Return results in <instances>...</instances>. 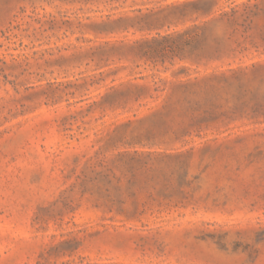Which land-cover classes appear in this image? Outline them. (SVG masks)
Segmentation results:
<instances>
[{
    "label": "rangeland",
    "instance_id": "rangeland-1",
    "mask_svg": "<svg viewBox=\"0 0 264 264\" xmlns=\"http://www.w3.org/2000/svg\"><path fill=\"white\" fill-rule=\"evenodd\" d=\"M0 264H264V0H0Z\"/></svg>",
    "mask_w": 264,
    "mask_h": 264
}]
</instances>
